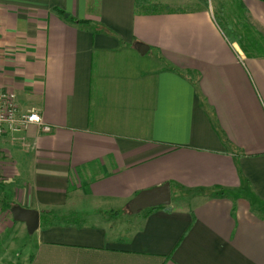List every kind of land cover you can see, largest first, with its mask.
<instances>
[{"label":"crops","instance_id":"crops-1","mask_svg":"<svg viewBox=\"0 0 264 264\" xmlns=\"http://www.w3.org/2000/svg\"><path fill=\"white\" fill-rule=\"evenodd\" d=\"M240 4L264 43V2ZM213 6L0 0V88L51 126L0 138V186L39 213L0 264H264V52L230 43ZM164 182L191 204L129 211Z\"/></svg>","mask_w":264,"mask_h":264},{"label":"rangeland","instance_id":"rangeland-1","mask_svg":"<svg viewBox=\"0 0 264 264\" xmlns=\"http://www.w3.org/2000/svg\"><path fill=\"white\" fill-rule=\"evenodd\" d=\"M154 1L159 2L163 9L166 5L170 7L179 6L181 8H187L191 3H200L197 0ZM211 1L214 5L213 7L216 21L219 23L222 29L227 31V28L230 26L233 29L238 30L239 24L241 22L245 23V13L241 7L240 0H207L209 4ZM242 45L248 49L251 46L253 47V42H251L249 38H246V40H243ZM146 56V59H143L146 61L145 64L148 63V60L151 62V65L155 63L163 66L164 62H162L160 58H155L154 52H149L146 54ZM4 185H6V183ZM13 190L14 188L8 185L4 186V188L0 186V228H2L3 224L6 226L5 230L1 231L0 234V259L9 258L13 261H19V259L24 256V253H26L25 251H27L26 242L30 238V233L27 232L22 223L15 221L13 222L11 218L9 208L14 205V200H12L13 197H15L12 194L14 193ZM235 193L236 192L234 191L233 194L235 195ZM190 196V193L184 192L177 194L175 190H172L170 202L173 206H183L190 203ZM20 253L22 255L20 258H18L17 255Z\"/></svg>","mask_w":264,"mask_h":264},{"label":"water","instance_id":"water-1","mask_svg":"<svg viewBox=\"0 0 264 264\" xmlns=\"http://www.w3.org/2000/svg\"><path fill=\"white\" fill-rule=\"evenodd\" d=\"M134 48L140 53H145L148 47L142 42H135ZM170 186L168 182H164L158 186L149 189L141 190L130 201L128 209L135 214L139 211L156 207L159 205L170 204ZM12 218L14 221L23 222L28 233H33L39 226V213L35 209L24 208L20 205L14 204L10 208Z\"/></svg>","mask_w":264,"mask_h":264},{"label":"built area","instance_id":"built-area-1","mask_svg":"<svg viewBox=\"0 0 264 264\" xmlns=\"http://www.w3.org/2000/svg\"><path fill=\"white\" fill-rule=\"evenodd\" d=\"M30 124L37 125L42 132L51 130V126L42 121L37 111H23L19 108L12 90L0 88V138L5 133H21Z\"/></svg>","mask_w":264,"mask_h":264},{"label":"trees","instance_id":"trees-1","mask_svg":"<svg viewBox=\"0 0 264 264\" xmlns=\"http://www.w3.org/2000/svg\"><path fill=\"white\" fill-rule=\"evenodd\" d=\"M203 5H207L208 2L207 0H197ZM263 1L264 0H260ZM134 5L135 8L144 12V13H153V12H158L159 10L163 9L162 6H160L159 2H156L154 0H134ZM53 11L62 19H66L70 21L71 23L81 26V27H86L90 25L89 20H82V19H77L68 14L66 11L60 9V8H53ZM246 23H240L239 24V29L235 30L232 27H228L227 31L225 29H222L223 33L225 34L226 38L230 43L236 42L238 45L243 44V40H246V38H249L251 42H253V47L251 46L248 48L249 51L251 52H264V43L261 42L260 40H256L255 37L252 34H240V29L244 26ZM221 27V26H220ZM247 27L246 29H248ZM251 29V28H249ZM216 190L213 192L214 195H222L225 192L221 190L220 188H215ZM158 207H165L164 205H159Z\"/></svg>","mask_w":264,"mask_h":264}]
</instances>
